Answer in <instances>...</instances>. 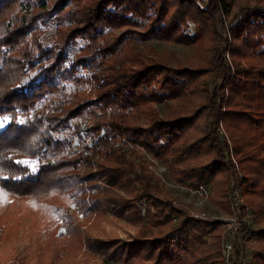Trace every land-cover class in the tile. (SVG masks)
Returning <instances> with one entry per match:
<instances>
[{
    "label": "trees",
    "instance_id": "1",
    "mask_svg": "<svg viewBox=\"0 0 264 264\" xmlns=\"http://www.w3.org/2000/svg\"><path fill=\"white\" fill-rule=\"evenodd\" d=\"M231 1L0 0V228L6 234L16 239L24 220L35 213L42 216L38 226L56 218L75 242L80 240L77 217L66 204L79 192L100 189L94 181L98 178L106 182L102 196L82 197L79 210L86 221L90 214L100 221H107L106 214L122 217L128 209V222L139 224V234L148 233L134 242L124 260L152 241H164L153 239L152 232L168 225L164 237L181 240L166 241L153 264H222L217 222L194 220L176 209L157 178L122 146L130 141L143 146L168 165L180 183L211 182L212 201L222 207L235 174L232 155L243 173L242 194L255 215L264 214V66L254 57L264 45V5L256 1L230 21L231 65L225 57L228 39L218 29ZM173 6L176 10L170 13ZM50 27L54 36H45ZM119 29L123 31L116 35ZM190 30L193 37H207V64L216 59L219 74L211 89L201 80L211 69L171 68L144 57L132 45L133 40L151 38L188 45ZM78 40L83 43L72 54ZM219 44L223 48L215 57ZM80 67L87 68L86 74L78 72ZM88 76L95 83V101L111 109L108 119L84 98L82 83ZM167 101L178 107L163 119L152 106ZM144 112L150 117L148 127L132 122ZM84 114L88 122L73 132L83 143L91 138V156L86 147L73 152L72 140L64 137L71 121ZM220 121L225 135L219 131ZM99 153L105 162L91 163L88 156ZM208 156L210 161L201 166L186 165ZM91 164L97 166L95 171L80 173ZM122 190L131 196L118 195ZM174 219L176 226L171 225ZM189 227L197 232L210 227L214 234L210 244L201 234H192L196 253L182 259L173 250L186 249L180 242H188ZM252 236L259 247L246 264H264V229ZM156 245L148 248L149 254L154 255ZM242 262L235 251L230 264Z\"/></svg>",
    "mask_w": 264,
    "mask_h": 264
},
{
    "label": "rangeland",
    "instance_id": "2",
    "mask_svg": "<svg viewBox=\"0 0 264 264\" xmlns=\"http://www.w3.org/2000/svg\"><path fill=\"white\" fill-rule=\"evenodd\" d=\"M204 1L207 2V0ZM256 1H260L262 2V5H264V0H232L230 13L228 15H221L220 17L222 21L219 24L218 29L221 32L222 36H226V38L228 39V46L225 57L231 65L232 55L230 48L232 45V41L229 23L236 17L237 14H239L242 8L250 5L252 6ZM14 10H16V8H11V11ZM175 10L176 6H173L170 9V13L175 12ZM122 31L123 29H119L115 32V34L118 35ZM106 32H108V30ZM53 33L54 30L51 27L50 29L44 31L45 36H48L49 34L51 36H54ZM187 34L189 36H192L190 44L188 45L153 38L147 41L133 40L132 45L135 46L144 57L149 59L152 58L161 64H166L171 68L186 67L193 69L202 68L205 70L211 69L210 74L207 73L201 78V80L204 79L209 82V84L211 85V89L212 85L215 84L214 81L219 74V70L216 67L217 62L215 58L213 59V63L211 65L207 64V60L209 59V57H211L208 53L205 54V52H207V47L209 46L207 37L204 35L193 37V32L191 30L188 31ZM82 43V41L78 40L77 44L72 47L70 52L73 54L78 50ZM222 48L223 47L220 44L216 47L215 57ZM254 57L257 59L261 66H264V45L259 47V49L254 54ZM82 68L84 67H80V70L78 72H82L85 74V70H87V68L85 67L84 71H81ZM83 79L82 89H84V98L87 99L88 102L93 101V103L97 106L94 108L95 112H97V114L99 113L102 118L108 119L107 116L110 115L111 109L109 107L101 106L100 102L95 101L94 80H92L89 76ZM218 83L219 81H217V84ZM224 92L226 97L224 99V102H226L228 95L226 88L224 89ZM176 107L178 106L173 101H167L152 106L158 117L163 119L168 116V113L172 108ZM85 111H87V109ZM83 116V118L72 120L70 123L71 130L65 132L64 134V137L72 140L73 152L75 153L83 150L85 147L83 140H81L78 136H76L77 134L73 132V129H80L88 122V118L86 117L87 114H84ZM149 118V115L144 112L138 114L136 117V121L132 122L148 127ZM1 126L2 124L0 123V127ZM219 131L225 135L221 121L219 124ZM114 136L115 139L118 140L116 134ZM226 140L230 146V142L228 141V139ZM122 147L129 155V157L133 158L135 163L141 165V167L143 166L149 172V174L157 178V181L160 183H158V185H160L159 187L163 189V193L165 192L164 195L169 197L172 205L176 209L183 210L187 217L194 220L213 222L215 220V217L227 215V203L222 207L212 201L213 194L211 182H207L211 193L209 198L204 203V205L195 207L193 203L197 200V197L189 192V188H193L195 186H189L187 182H184L182 184H186V187L189 188L187 189L184 185L182 187L179 184L180 182L173 179L171 170L169 169L168 165L156 159L151 153H149V151L145 150L143 146L130 141ZM16 156L19 157L21 155L18 154ZM89 156L88 158L92 160L91 163L96 162V165L97 162H105L103 159V155H101L100 153L97 154L96 157L93 156V158ZM232 157L233 156L231 155V162H233ZM210 159L211 158L209 156L201 159H195L193 161H189L186 165L201 166L210 161ZM91 165L92 166L88 168L80 169V173L85 174L89 171H95L97 166L93 164ZM162 166H164L165 168L163 171V175L165 177V180L167 181L166 185L162 181H160V179L154 172L155 170L156 172L161 173V171H159V168ZM77 167L79 166L77 165ZM241 174L243 175L242 172ZM94 181L99 184L100 189H86L84 193L79 192L73 198H71V201L69 200L66 204L67 210L77 217L78 224L80 225L81 230V235H79L80 240L78 239L77 235L75 237L78 239V241L75 242L74 235L71 234V236H69V234L65 232L62 220L52 218L48 219L46 221V224H40L41 226H38L37 224L42 222V216L39 214L34 213V215L31 213L30 215L32 217H27L24 220L16 239H14L15 237H13L12 239V237L6 234V230L0 228V264H10L9 260L11 259L16 260L15 262L17 264H153L155 257H157V252L159 251V249L163 246H167L164 245L166 241L173 244L180 238L174 235L164 237L166 231L169 230L168 225L163 227L161 230L154 229V231L152 232V236L154 237L153 239L156 240V237L159 236V238H164L161 239L164 241H152L151 243H148L147 245L142 247L139 252L134 254L132 253V257L130 259H128L127 261L124 260V255L128 250L133 248L132 245L134 244V242H136L138 238H144L145 235L148 236V233L147 231H143L139 234V224L128 222V220L126 219V216H129L128 209H126L122 217H115L113 214H106V217H108L107 221H104L103 219V221H100L96 220L95 215L90 214L91 218L86 221L83 213L79 210L82 203V197L85 198V200H94L96 198H99L103 193L101 187L106 186V182L103 179L100 180L97 178V180ZM117 194L126 198H129L131 196V194H127L125 190L118 191ZM243 197L248 206L250 218L242 227L243 229L237 236L235 242L234 239L232 241V244L234 245L232 259L234 258V252L238 251L241 254V258L243 257V262L241 264H246L252 262L254 251L259 247V242L254 239V236L252 235L264 229V214L255 215L254 210L247 202L248 199L244 195ZM198 212L205 213L206 218L195 216L194 213L196 214ZM171 221L172 226H176L178 224V220L175 222L173 220ZM215 228H218L220 230V247L222 251L221 225L217 222V227ZM188 229L190 231L188 242H180L182 248L186 249L180 251L173 250L174 256L177 255L182 259L190 258V256L196 253L194 251V239L190 237L192 236V234H201L202 240H204L207 244L211 243V235L214 234L213 230H211L210 227L204 228L200 232H197V230L192 227H189ZM180 240L181 239H179L178 241ZM79 241L80 244L78 243ZM155 244H157V249L154 252V255H151L148 253V248H152V246H154ZM95 245L102 246L103 249H106L107 254H113V256L115 255V257L119 259L115 260L111 259L110 256V258L106 257V254L97 249ZM172 247H174V245H172ZM162 264L176 263L165 261ZM222 264H226V262L222 260Z\"/></svg>",
    "mask_w": 264,
    "mask_h": 264
},
{
    "label": "built area",
    "instance_id": "3",
    "mask_svg": "<svg viewBox=\"0 0 264 264\" xmlns=\"http://www.w3.org/2000/svg\"><path fill=\"white\" fill-rule=\"evenodd\" d=\"M84 71V68L81 69ZM82 73V72H81ZM84 74V73H82ZM86 74V70H85ZM84 145L87 149V154L92 155L95 151V146L90 137L84 138ZM233 163L235 165V174L232 179L231 188L228 192L227 196V207L228 212L227 215L215 217L214 221H217L221 225V242H222V258L226 264L230 263L232 259L233 252V244L232 241L239 230L245 225L246 221L250 218V213L248 210V206L245 202V199L242 194V183L241 176L242 174L239 172L238 165L235 159L232 157ZM155 163V162H154ZM164 166L159 168L161 173H158L154 170L156 176L162 181L165 185L167 181L163 175ZM182 187L183 185L186 187V184L179 183ZM177 187V186H174ZM187 189L189 187H186ZM189 192L197 197V200L194 201V206L199 207L204 205L207 199L210 196V188L207 184H200L193 188H189ZM195 216L205 217V213L198 212L194 213ZM175 221V219H174Z\"/></svg>",
    "mask_w": 264,
    "mask_h": 264
}]
</instances>
